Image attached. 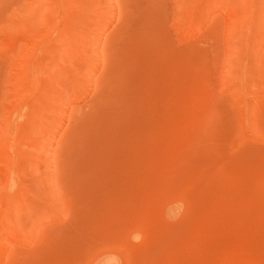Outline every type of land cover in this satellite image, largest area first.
Returning a JSON list of instances; mask_svg holds the SVG:
<instances>
[{"label": "rangeland", "instance_id": "rangeland-1", "mask_svg": "<svg viewBox=\"0 0 264 264\" xmlns=\"http://www.w3.org/2000/svg\"><path fill=\"white\" fill-rule=\"evenodd\" d=\"M0 264H264V0H0Z\"/></svg>", "mask_w": 264, "mask_h": 264}]
</instances>
